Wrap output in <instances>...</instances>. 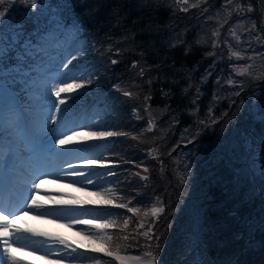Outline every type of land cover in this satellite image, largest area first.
<instances>
[{
	"label": "trees",
	"instance_id": "trees-1",
	"mask_svg": "<svg viewBox=\"0 0 264 264\" xmlns=\"http://www.w3.org/2000/svg\"><path fill=\"white\" fill-rule=\"evenodd\" d=\"M240 2L257 17L264 14V0L261 7L258 0ZM219 5L220 0H206L187 11L179 0L76 5L82 56L87 55L82 59L92 78L80 93L102 94L106 129L121 134L108 140L106 155L121 162L116 188L127 208L115 211L131 215L127 224L108 229L106 237L113 239L106 250L152 253L156 264H264V245L257 244L261 227L252 226L255 216L264 223L261 201L253 195L246 201L247 185L235 186L228 161H213L210 144L221 122L206 128L213 110L211 82L198 94L201 76L217 64L202 33L210 24L208 10ZM27 23L26 32L33 33L32 20ZM238 107L239 102L229 107L223 100L213 112L241 116ZM183 152L189 159L186 177L176 168V155ZM153 207L163 211L153 216ZM93 257L98 264H119L106 254Z\"/></svg>",
	"mask_w": 264,
	"mask_h": 264
},
{
	"label": "rangeland",
	"instance_id": "rangeland-1",
	"mask_svg": "<svg viewBox=\"0 0 264 264\" xmlns=\"http://www.w3.org/2000/svg\"><path fill=\"white\" fill-rule=\"evenodd\" d=\"M205 1L187 0V3H184L183 0H179L182 8L185 9ZM37 3L38 7L35 10L32 9L30 3H14L9 6L10 17L0 22V54L5 49L10 56L14 57L15 52L13 50L23 45L26 40H30L34 47L41 49L40 53H34V55L39 58L37 63L43 61L45 74L48 76L49 89L51 84L56 86L61 83L59 79L65 78L64 73L61 71H66V69L60 70V66L62 62L71 60L73 56L76 57V60L72 61L69 68L78 65L80 71L74 73L77 82L82 78L85 86L89 85L92 78L87 62L82 59H85L87 55L82 56L84 54L81 48L82 39L77 27V24L80 23V14L76 11L79 0H37ZM40 3L41 7H39ZM29 19L32 20L34 26L33 33L26 32ZM206 19L210 21V24L204 29L202 39L213 48L212 52L216 56L217 64L201 76L198 94L202 95L204 91L201 88L208 86V83L211 82L213 85V101L210 104V109L213 110L207 116L206 128L208 130L214 129L213 125H218L221 122L218 127L217 138L210 144V150L213 152L211 157L216 162L215 164L220 161H228V165L232 166L231 170L234 172V176H232L233 183L237 188L247 185L243 196L251 199L250 194L253 190L251 173L252 170H256L254 157L260 148L261 139L264 137V14L260 23V18L257 17L255 11L243 7L240 0H231V3H229V0H220L219 6L208 10ZM21 31L23 34L26 32L29 36L22 39L23 35L18 36V32ZM80 48L82 49L81 52L79 51ZM235 53H239V55L237 56ZM29 63H32L31 59ZM218 63L222 64L220 68ZM14 66H16L14 59L7 61L6 67L11 68ZM5 80L7 83V76ZM63 82L71 83L72 80L69 79ZM20 89L21 85L18 83L8 84L9 91L14 90L20 93ZM81 91L79 89L73 93L61 94V99L66 98V104L60 107L62 109L67 107L68 111L67 113L62 111L56 114L57 120L51 123L50 127H55L61 120L62 123L66 124L63 131H68L70 128L72 131H107L108 121L105 119L106 107L101 103L103 101L102 94L99 95V92H93L82 95ZM5 94L4 82L0 80V97L5 96ZM80 95L83 96L81 100ZM48 96L50 97V91ZM77 98L80 101H77L78 104L73 106ZM50 99L52 101L56 99L54 94ZM89 99H95V102L89 104V101L87 102ZM223 100H227L229 107L235 102H239L237 110L241 116H224L227 113L225 109H223V116L213 112L215 108L222 105ZM21 102L28 103L29 101L21 94ZM52 106L54 107V104ZM4 115V110L0 107V124L3 123ZM68 134L70 135L71 131ZM111 137L90 140L88 141L90 147H85L82 144H71L68 146L69 148H83L84 150L75 152L68 157H58L54 153L50 154L43 161L48 164V161L53 157V162L50 166H46L43 171L63 173L75 170L86 173L87 177L52 175L45 178L41 176L40 179L45 181L42 186L45 191L41 192L38 198L52 195V197L68 200L71 196L84 198L86 192L105 193V198H112L116 201V204H122L124 196L116 188L118 177L115 175L116 168H121V162L111 161L106 155L108 140ZM2 143L3 141L0 140V144ZM56 148H60V145L57 144ZM55 151L60 150L56 149ZM183 153L176 155L178 161L176 168L182 176L186 177L189 159L188 154ZM25 156L32 161L29 168H18L11 156L8 158L7 163H0V169L1 166H6L13 171L11 174L13 180L10 184L11 188H7V195L15 200L18 198V192L22 191L20 190L22 186L26 185L25 182L35 175L33 168L35 158L28 156L27 153H25ZM84 157L108 163L104 167L97 164L93 168H88L81 164V158ZM86 179H91L92 183H79ZM39 182L38 180L37 183ZM192 191L191 188L189 193ZM63 193H69L70 195H62ZM24 195H28L27 190ZM87 198L91 200L101 199L99 196H89ZM20 205L22 207L23 203L20 202ZM116 208L119 207L101 203L77 206L72 209L59 208L60 212L56 218L66 228L74 231L77 234L79 243L87 247L79 249L73 246L76 249V251H73L64 245L52 243L46 239L45 245L49 251L44 253L45 258L55 262V264H98L99 262L93 256L102 252L95 251V249H106L107 243L96 240V230L88 224H72L71 221L114 222L116 225L128 221L131 215L125 214L122 216V214L115 211ZM123 217L125 218L123 219ZM254 218L252 226L254 228L261 227L260 231H262L260 233L263 234L259 239H264V230L260 219L256 216ZM139 223L141 224V222ZM19 225L24 227L25 223ZM107 231L108 229L100 232L99 235L106 237ZM21 243L19 245L24 246L25 242ZM136 256L134 255V257ZM147 259L144 258L145 264H147ZM129 264H133L132 261Z\"/></svg>",
	"mask_w": 264,
	"mask_h": 264
},
{
	"label": "snow or ice",
	"instance_id": "snow-or-ice-1",
	"mask_svg": "<svg viewBox=\"0 0 264 264\" xmlns=\"http://www.w3.org/2000/svg\"><path fill=\"white\" fill-rule=\"evenodd\" d=\"M187 3V0H183ZM14 3H30L32 9L38 7L37 0H0V22L8 19L11 15L9 12V6ZM231 3V0H229ZM195 6V5H193ZM41 7V3L39 4ZM187 11V9H184ZM251 10V9H249ZM255 27V25H253ZM18 36H22L23 32H18ZM234 34V33H233ZM15 56L12 57L8 52L5 51L0 54V80L4 82L6 94L0 97V107L4 110V120L0 124V140L3 141L0 144V163H7L8 158L11 156L18 168L24 169L29 168L32 161L27 159L25 153L28 156L46 160L50 154L54 153L58 157H68L73 155L75 152L83 151V148H69L71 144H82L85 147H90L88 141L94 139H102L114 135H121L120 133H114L110 131H72L71 128L68 131H63L66 124L62 123L61 120L56 124L55 127H50V124L57 120V115L62 111L67 113L68 109L65 107L62 109L60 106L66 104V98L61 99L62 93H73L85 86L84 80L81 78L79 82L74 76L75 72L80 71L78 65L72 64L76 57L73 56L71 60L62 62L61 71L64 73L65 78L59 79L60 84L53 86L51 84L49 89L48 76L45 74V66L41 60L34 53H40L41 49L34 47L30 40H26L23 45L13 50ZM239 55V53H235ZM15 60L16 66L8 68L6 63L8 60ZM32 63H29V60ZM245 71H247L245 69ZM8 80L6 83L5 77ZM72 80L71 83L63 82L66 80ZM20 84V93L8 90V84ZM50 91V97L54 96L56 99L52 101L48 96ZM21 94L26 97L28 103L21 102ZM131 95V93H125ZM54 104V107L52 106ZM47 105V106H45ZM71 131L69 135L68 132ZM60 137V138H58ZM60 145V148H56V145ZM53 145L55 146L53 148ZM59 149L60 151H55ZM106 161L91 160L87 157L81 158V164L88 168H93L97 164L104 167L107 166ZM71 167V165H70ZM146 171V170H145ZM111 174V173H109ZM52 175H63V176H80L87 177L86 173L81 171L71 172H53L43 171L36 173L31 179H28L25 183L27 186L28 195L25 197V201L22 207H17L16 201L9 197L4 205L0 207V264H30L25 261L22 257L14 254L16 245L22 244L21 241L26 237L42 236L47 238L52 243L64 245L67 248L76 251L72 243L69 242L62 236L55 233L44 231L42 229L21 227L15 222L18 214H22L25 211H29L38 214L40 217H50L53 214L49 211L52 208L72 209L77 206H83L92 203H101L104 205H112L119 208H127V204H116V201L112 198H105V193H85V197L71 196L68 200H56L50 201V204L56 207H50V204H46L43 200L39 199L41 192L45 189L42 187L45 183L40 177L45 178ZM40 181L37 183V181ZM79 183L91 184V179L82 180ZM84 191V190H81ZM50 195V193H48ZM62 195H70L69 193H63ZM99 196L100 200H91L87 197ZM132 212L138 211L137 209H130ZM163 211L162 208L153 207L151 214L156 216ZM72 224H88L91 228L96 230L95 239L101 242L107 243L112 241L111 236L99 235L109 228H115L116 224L113 223H97L91 220H73ZM127 224V221H125ZM143 227V223L139 225ZM148 235V233H145ZM124 239H127L125 237ZM34 248L32 245L24 244V249ZM36 251H40L36 248ZM95 251L105 252L110 257H114L119 264H129L130 261H135L137 264H145L144 259L140 256L136 257H125L122 256L119 250L111 251L105 248H97ZM147 264H156V258L152 253L145 254Z\"/></svg>",
	"mask_w": 264,
	"mask_h": 264
},
{
	"label": "bare ground",
	"instance_id": "bare-ground-1",
	"mask_svg": "<svg viewBox=\"0 0 264 264\" xmlns=\"http://www.w3.org/2000/svg\"><path fill=\"white\" fill-rule=\"evenodd\" d=\"M10 177H11V171L5 172V170L3 169V171L0 172V180L4 181L3 183L6 184V188L9 187ZM24 190H27V186L25 185L23 186V190L18 192L19 199L23 203L25 201L23 198ZM41 200H43L46 204H50V201L61 200V198L52 197V195H50L45 198L41 197ZM15 201L17 202L18 200ZM16 204L17 207H21L19 202ZM0 205L3 206L2 203H0ZM50 207H56V206L50 204ZM49 211L53 214V216L40 217L38 214L25 211L22 214L17 215L15 222L17 224L25 223L24 227L37 228V229H42L44 231L55 233L67 239L69 242L72 243L74 247H77L79 249H85L87 246H84L79 243V241L77 240V234L74 231H71L68 228H66L64 225H62L60 220L56 218V216H58L57 214H59L60 212L59 208H52L49 209ZM46 239L47 238L42 236H35V237L28 236L25 239H23L21 242H25L26 245H32L34 248L25 250L23 248L24 246L16 245L14 249V254L19 257H22L25 261L30 262V264H55V262L49 261L45 258L44 253L45 252L48 253L49 251L47 250V247L45 245ZM36 248L40 251H36ZM132 263L136 264L137 262L132 261Z\"/></svg>",
	"mask_w": 264,
	"mask_h": 264
},
{
	"label": "flooded vegetation",
	"instance_id": "flooded-vegetation-1",
	"mask_svg": "<svg viewBox=\"0 0 264 264\" xmlns=\"http://www.w3.org/2000/svg\"><path fill=\"white\" fill-rule=\"evenodd\" d=\"M255 166H256V170H254V171L252 170V173H251V177H252V183L251 184H252V188H253V190H251V194H250L251 199H249V198H245V199H246V201L252 200V195L254 196V198L259 199L261 201V203L258 206V210L261 211V216L264 217V199H263V196H264V172H262L258 168L256 162H255ZM250 168H251V166H250ZM261 226L264 230V223ZM257 244L264 245V239H259ZM260 245H257V246H260Z\"/></svg>",
	"mask_w": 264,
	"mask_h": 264
},
{
	"label": "water",
	"instance_id": "water-1",
	"mask_svg": "<svg viewBox=\"0 0 264 264\" xmlns=\"http://www.w3.org/2000/svg\"><path fill=\"white\" fill-rule=\"evenodd\" d=\"M258 5L261 7V4H260L259 0H258ZM262 17H263V12L261 11V13H260V17H259V18H260V20H259L260 23H261V19H262ZM254 160H255V162H256L258 168H259L262 172H264V137L261 139V142H260V148H259V150L256 152L255 157H254ZM263 199H264V196H263ZM102 253L106 254V252H102ZM121 255H122V256H125V257H132V256H130V255H125V254H121ZM141 257H143V258H147L146 255H145V256H141Z\"/></svg>",
	"mask_w": 264,
	"mask_h": 264
}]
</instances>
